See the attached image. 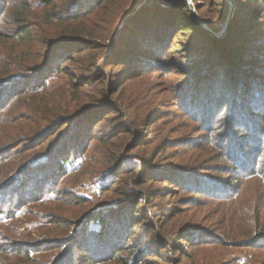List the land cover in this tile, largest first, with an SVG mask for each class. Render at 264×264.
Listing matches in <instances>:
<instances>
[{
	"label": "rangeland",
	"instance_id": "obj_1",
	"mask_svg": "<svg viewBox=\"0 0 264 264\" xmlns=\"http://www.w3.org/2000/svg\"><path fill=\"white\" fill-rule=\"evenodd\" d=\"M129 2L114 0L103 14L95 8L90 16V25L97 33L111 31L104 35L106 45L101 52H94L93 81L85 86L92 88L72 89L70 75L59 72L52 73L44 90L24 97L26 104L37 105L45 93L49 101L62 102L73 114L88 104L94 93L90 111L95 116L81 126L83 129L88 124L83 129L88 134L82 148L71 154L66 173L53 192L36 204L26 203L16 219L0 222V232L5 239L34 247L32 261L26 264H53L66 254L73 264H87L82 252L73 247L75 236L85 230L87 241L98 234L97 224L88 219H106L107 227L112 228V223L120 225L130 210L123 222L124 244H118L127 249H122L118 258L97 254L92 264H264V0H254L259 32L253 29L247 33L246 26L248 39L244 40L232 36L238 18L235 0H225L223 10L215 0L141 2V6L161 9L185 3L210 43L222 47L234 38L236 50L247 42L254 45L247 54L262 70L261 86L256 90L261 92V102L251 104L246 114L242 105L233 103L244 69L238 61L233 63L234 55L226 54L231 63L222 66L224 72L216 68L210 74L191 65L204 62L202 53L198 56L184 51L182 56L173 57L165 52L175 41L174 32L164 50L160 44L156 47L158 42L148 47L152 28L145 18L142 21L137 15L116 33V24ZM33 10L36 23L43 10L40 6H33ZM158 13L159 9H152L147 16L158 17ZM208 22L215 26H208ZM122 32L128 38L141 39H137V51L117 46ZM116 49H121L120 60L107 64L111 61L106 59ZM125 60L129 64L124 65ZM178 64L190 69L189 73ZM209 65L205 62L200 67ZM68 69L74 70L71 65ZM222 78L225 86L213 91L218 85L213 83V88L211 82ZM99 80L103 83H97ZM203 85L207 87L201 90ZM101 97L105 102H99ZM257 143L258 149L250 151ZM241 151L247 155L242 156ZM133 206L139 213L136 217H130ZM88 213L93 215L85 218ZM134 221L146 223L138 226ZM74 229L79 234L73 233ZM180 233L188 238L181 241V247L175 245ZM110 238L118 243L113 234Z\"/></svg>",
	"mask_w": 264,
	"mask_h": 264
},
{
	"label": "trees",
	"instance_id": "obj_2",
	"mask_svg": "<svg viewBox=\"0 0 264 264\" xmlns=\"http://www.w3.org/2000/svg\"><path fill=\"white\" fill-rule=\"evenodd\" d=\"M113 2L114 0H0V222L4 219H16L26 203L36 204L47 193L53 192L58 180L66 173V165L70 162L71 154H76V151L82 148L85 136L88 134L87 129H83L88 124L83 129L81 126L95 116L94 111H90L94 107V93L90 94L92 97L88 104L73 114L62 102L49 101L45 93L44 95L42 93L43 98L37 101V105L33 102L26 104L24 97H28L29 93L37 89L44 90L52 73L59 72L70 75L72 89L81 86L82 90L87 91L92 88L85 86L93 81L94 52L98 50L101 52L100 49L106 45L104 35L110 34L111 31L97 33L90 25L92 20L90 16L94 14L95 8L103 14V10ZM141 2L142 0H130L128 7L122 10L124 11L122 17L117 24L115 23L116 33L138 15L142 21L146 19L152 28L151 33L148 34L151 41L147 43L148 47L158 42L156 47L158 48L160 44L164 50L170 33L174 32L175 41L165 52L173 57L182 56L181 53L184 51L196 52L198 56L202 53L204 62L191 65L196 69L198 67L207 69L210 74L215 72L216 68L224 72L222 66L228 67L231 63L226 54L234 55L233 63L238 61L244 65V69H247H243L242 75L240 74L237 80L234 92L236 97L232 96L233 103L242 105L245 108L244 114L251 104L256 102L260 104L261 92L256 90L261 86L262 70L257 63L252 64L254 57L247 54L248 50L254 46L253 44L247 42L243 48L236 50L234 38L225 41L222 47L210 43L185 3H178L173 8L161 9L149 4L141 6ZM215 2H219L222 10L225 8V0H215ZM235 2L238 3L236 5L238 18L235 20L236 23L234 22L235 29L232 36L236 34L241 40L248 39L244 31L246 26L247 33L253 29L259 32L257 28L260 21L255 18L257 6L254 0H235ZM33 6H40L43 10V14L36 17V23L33 20ZM111 9L115 8L111 7ZM152 9H159L161 13H158V17L157 14L153 17L147 16V12ZM222 10L224 17L226 13ZM197 11L199 12V9H196ZM147 17L152 18L149 20ZM5 26H8V29H5ZM208 26L213 28L215 24L208 22ZM201 35L202 38L199 37ZM138 38H128L125 32H122L117 46L137 51L140 45ZM195 38H197L196 41H193ZM120 53L121 49H116L106 59L109 60L108 62L111 61L107 64L120 60ZM220 55L223 57L219 59ZM205 62L206 65L210 64L209 67H200L205 66ZM218 63H220L219 66ZM126 64H129L127 60L124 65ZM70 65L74 70L68 69ZM178 65L180 70L189 73L190 69ZM208 77V79L212 77L214 79V75ZM255 82L258 84L253 85ZM97 83L102 84L103 80ZM211 83H217L216 88L213 84L212 90L219 91L225 86V79L222 78L217 82L213 80ZM206 87L203 85L201 90ZM119 88L118 86L115 90L117 94L120 91ZM112 94L111 90L109 95L112 96ZM103 97L99 99V102H105V99L102 100ZM229 101H231L230 98ZM86 105L89 106L86 107ZM111 111L114 113L115 109ZM112 117H106L104 120ZM81 132L82 135L78 136ZM258 146V143L253 145L250 151L258 149ZM240 154L246 156L247 152L241 151ZM261 155L264 157V150ZM248 156L251 157L249 154ZM255 177L259 176L255 175ZM136 206L131 207L134 210L130 212V217L137 216ZM138 207L142 209L140 203ZM129 211L125 212L120 225L112 223V228L107 227L106 219L103 221L95 219L94 216L88 219L94 220L97 224L98 234L95 233L96 235H92V239L87 241L84 229V233L78 237L75 236L76 242L73 249H79L82 252L80 255L85 256L89 264L93 263V256L97 254L118 258L122 249L126 248L118 244L125 240L123 237L126 225L123 222L127 221L126 214ZM92 215L93 213H88L85 218ZM134 222V225L138 226L146 223L145 221ZM103 223L105 226L102 225ZM100 228H104L105 232L100 233ZM74 232L79 234L76 229ZM112 234L116 237L117 244L110 238ZM183 236V233H180L175 238V245L180 246L181 241H188V238ZM6 237L0 232V264H26L32 261V248H34L31 247L32 245L17 239H5ZM163 242L166 247L167 241L164 238ZM116 246L120 247L110 254ZM87 252L90 255H87ZM134 255L136 254L133 253L132 256ZM53 264L73 263L70 256L66 254Z\"/></svg>",
	"mask_w": 264,
	"mask_h": 264
},
{
	"label": "water",
	"instance_id": "obj_3",
	"mask_svg": "<svg viewBox=\"0 0 264 264\" xmlns=\"http://www.w3.org/2000/svg\"><path fill=\"white\" fill-rule=\"evenodd\" d=\"M159 2L161 3V1H159ZM190 7H191V5H190ZM192 14H193L194 17H196V16H195V13H194L193 10H192ZM197 22H198V21H197Z\"/></svg>",
	"mask_w": 264,
	"mask_h": 264
}]
</instances>
